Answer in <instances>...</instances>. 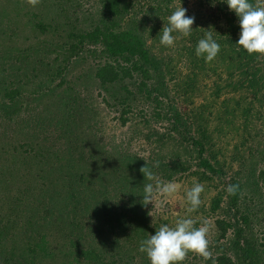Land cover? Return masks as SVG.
Returning <instances> with one entry per match:
<instances>
[{"label":"rangeland","instance_id":"rangeland-1","mask_svg":"<svg viewBox=\"0 0 264 264\" xmlns=\"http://www.w3.org/2000/svg\"><path fill=\"white\" fill-rule=\"evenodd\" d=\"M122 1L128 6V13L124 10L122 17L109 19L116 23L112 30L142 38L144 48L163 64L169 91V97L160 98L162 104L143 100L135 103L126 125L120 119L121 108L114 106L111 95L101 88L95 75L103 46L86 45L79 56L65 60L68 52L65 44L72 42L68 40L69 33L100 27L101 19L106 17L103 10L106 0H35L34 4L30 0H0V137L8 135L4 163L10 165L15 155L21 160L26 157L20 149L24 142L31 141L44 152L50 149L62 153L67 145L65 129L59 123H66L69 118L81 134L93 136L94 144L109 152L120 150L149 162H170L187 150L170 116L166 117L170 107H175L188 125L206 131L205 156L219 174H211L198 166V160L189 159L192 164L189 172L172 180L179 185L177 193L163 202L157 197L154 206L151 203L145 206L148 213L145 224L133 219L132 206L127 201L122 204L113 200L114 221L104 227L96 225L95 210L85 213L83 224L89 234L90 249L100 250L105 240L106 250L114 248L115 254H122L115 264H149L146 254L139 251L140 241L154 234L162 224L174 226L185 215V192L194 183H200L204 186L202 203L191 214L195 226L203 222L209 225L211 257L226 249L235 258L234 230L219 240L216 225L217 220H232L237 209L230 207V195L225 191L233 181L246 182L238 201L241 225L245 226L242 221L250 216L255 237L264 242V55L253 54V70L249 69L236 45L240 33L238 18L220 0L214 6L213 0ZM180 5L187 9L186 15L195 17L193 31L189 37L176 34L174 46L165 48L159 44V33L167 24V17ZM39 22L51 24L47 33L36 28ZM209 30L220 50L213 61L206 62L195 55V47ZM251 71L260 78L255 88L249 86L244 75ZM136 79L139 83L142 77L137 74ZM62 81L68 89L74 88L69 92L77 96V102L70 106L62 104L64 101H60L56 92L49 90L51 87L59 91ZM130 90L138 93V97L144 95L138 84L130 86ZM9 92L15 93L14 99L7 95ZM154 177L165 182L160 175ZM218 200L220 208L214 210ZM41 207L43 204L38 206L37 213L42 216L46 212ZM100 231L103 237L98 236ZM206 261L190 252L182 264H206Z\"/></svg>","mask_w":264,"mask_h":264},{"label":"trees","instance_id":"trees-1","mask_svg":"<svg viewBox=\"0 0 264 264\" xmlns=\"http://www.w3.org/2000/svg\"><path fill=\"white\" fill-rule=\"evenodd\" d=\"M253 2L256 3L255 0ZM103 10L106 17L101 19L100 27L84 33H69L67 37L72 42L65 44L68 46L65 60L68 62L71 57L79 56L81 51H85L86 45L103 46L95 75L101 88L111 95L114 106L121 108L120 119L126 125L135 103L143 100L162 104L160 98L169 97V91L163 77V64L144 48L142 38L112 30L116 23L109 19L122 17L124 10L127 14V4L122 0H106ZM50 26L45 22L36 23V28L42 33H47ZM74 39L78 42L74 43ZM239 55L246 59L249 69H252L256 54L249 55L241 49ZM137 74L142 77L139 83ZM244 75L249 86L255 88L260 78L252 71ZM136 84L144 95L138 97V93L130 90V86ZM65 86V81H62L59 91L51 87L49 90L56 92L60 101H64L62 104L70 106L77 102V96L69 92L74 88L68 89ZM13 94L9 92L7 95L14 99ZM107 103L110 105L109 100ZM157 116L161 118L158 113ZM168 116L187 150H184L182 157L170 162H159L158 167L154 166L156 162H149L143 157L124 154L120 150L109 152L97 143L94 144L93 136L81 134L73 127L71 118L66 123H59L65 129L63 135L66 136L64 143L67 145L62 153L50 149L44 152L31 141L24 142L20 149L26 157L21 160L15 155L12 163L6 166L4 162L7 160L3 157L7 153L8 135L4 133L0 137V160L3 161L0 164V264L118 263L116 261L121 260L122 254H115L114 248L106 250L107 241L101 242L104 246L100 250L90 249L89 234L83 224L85 213L95 210L96 225L104 227L113 220V200L121 201L122 204L127 201L132 206L133 219L145 224L148 213L142 204V194L143 185L149 181L145 179L141 168L146 165L151 168L154 176H162L165 182L188 173L192 166L189 159L198 160V166L205 171L219 174V170L205 156L206 131L203 128L195 130L188 125L175 107H170L166 114ZM36 166L38 168L33 169ZM231 185L236 186V191L229 197L230 207L233 205L237 209L232 220H217L216 225L220 232L219 240L227 238L229 231L234 230L232 252L235 258L223 249L218 256L207 259L206 264H264V242L255 237L250 216H245L242 221L245 228L237 215L238 201L246 182L233 181ZM40 204H43L41 209L46 212L42 216L37 213ZM219 208L220 200L216 202L214 210ZM38 220L43 222L40 224ZM98 236L103 237L104 233L100 231Z\"/></svg>","mask_w":264,"mask_h":264},{"label":"clouds","instance_id":"clouds-1","mask_svg":"<svg viewBox=\"0 0 264 264\" xmlns=\"http://www.w3.org/2000/svg\"><path fill=\"white\" fill-rule=\"evenodd\" d=\"M33 4L35 0H30ZM225 3L229 11L234 12L239 21L240 33L236 42L238 49H242L249 55H264V0H220ZM216 0H213V6ZM187 9L181 5L167 17V24L159 33V44L165 48L174 46L177 35L189 37L193 31L194 16L186 15ZM220 44L214 38L212 31H205L195 47V55L202 57L206 62H211L218 55ZM155 167L159 166L156 162ZM145 179L149 181L143 185V205L153 204L156 198L164 199L177 193L179 185L174 181L163 182L155 180L154 174L147 165L141 168ZM144 179V180H145ZM155 182L153 183L152 181ZM204 186L194 183L184 196L186 202L185 215L178 218L174 226L162 224L154 234L142 239L139 251L145 253L149 264H182L188 253H195L205 260L211 258L209 251V225L203 222L196 227V221L191 214L201 206V193ZM227 194L233 195L236 186L228 185Z\"/></svg>","mask_w":264,"mask_h":264}]
</instances>
